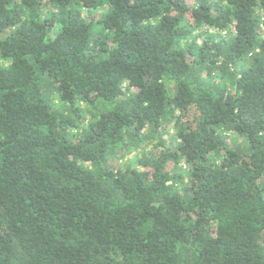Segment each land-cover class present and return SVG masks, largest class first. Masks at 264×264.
Masks as SVG:
<instances>
[{"label":"trees","instance_id":"trees-1","mask_svg":"<svg viewBox=\"0 0 264 264\" xmlns=\"http://www.w3.org/2000/svg\"><path fill=\"white\" fill-rule=\"evenodd\" d=\"M0 264H264V0H0Z\"/></svg>","mask_w":264,"mask_h":264}]
</instances>
